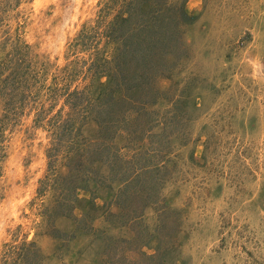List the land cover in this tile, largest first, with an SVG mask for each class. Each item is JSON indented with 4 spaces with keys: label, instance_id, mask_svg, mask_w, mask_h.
I'll list each match as a JSON object with an SVG mask.
<instances>
[{
    "label": "rangeland",
    "instance_id": "rangeland-1",
    "mask_svg": "<svg viewBox=\"0 0 264 264\" xmlns=\"http://www.w3.org/2000/svg\"><path fill=\"white\" fill-rule=\"evenodd\" d=\"M0 264H264V0H0Z\"/></svg>",
    "mask_w": 264,
    "mask_h": 264
}]
</instances>
